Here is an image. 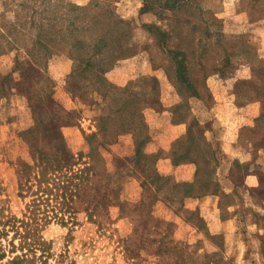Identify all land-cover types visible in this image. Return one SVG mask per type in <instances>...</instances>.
Here are the masks:
<instances>
[{
    "label": "rangeland",
    "instance_id": "rangeland-1",
    "mask_svg": "<svg viewBox=\"0 0 264 264\" xmlns=\"http://www.w3.org/2000/svg\"><path fill=\"white\" fill-rule=\"evenodd\" d=\"M241 1L239 14L218 15L200 0H0V214L22 217L25 182H36L33 156L52 163L64 139L79 161L65 184L69 210L54 195L62 188L46 181L53 189L44 195L46 212L66 222L53 219L43 228L54 254L43 264H55L63 252L62 264H264V234L245 228L248 234L230 250L198 213L199 201L217 187L218 144L205 130L219 136L223 130L201 114L213 104L206 79L240 69L241 45L264 30V0ZM239 19L252 24L227 26ZM59 43L70 48L73 72L62 87L44 92L38 82ZM155 45L173 58L163 69L178 95L170 108L175 121L187 123L168 150H147L148 127L138 110L144 99L162 106L160 86L148 94L107 76L119 59ZM250 71L236 87L241 105L264 100V61ZM106 96L115 113L95 116L96 129L72 146L65 129L81 116L72 105L104 107ZM131 141L135 147L128 149ZM165 159L174 167L193 164L192 179L165 172ZM82 162H88L84 171ZM131 178L138 181L135 200L125 190ZM161 203L172 210L168 218ZM185 222L197 229L188 237L181 236ZM193 240L200 258L191 254Z\"/></svg>",
    "mask_w": 264,
    "mask_h": 264
},
{
    "label": "crops",
    "instance_id": "crops-1",
    "mask_svg": "<svg viewBox=\"0 0 264 264\" xmlns=\"http://www.w3.org/2000/svg\"><path fill=\"white\" fill-rule=\"evenodd\" d=\"M241 4V0H200L203 9L218 15H237L241 11ZM249 24L252 23L247 19H239L227 26L242 28ZM255 40L253 43L247 38L245 44L241 45L238 51L240 61L237 63L240 69L216 72L207 77L206 84L212 94L213 104L201 110L206 122L215 120L223 130L220 136L215 130H205L207 139L213 145L218 144L215 168L217 187L199 201L198 213L208 232L212 235L221 234L230 250L242 235L248 234V231L244 233L245 228H255L264 234V195L258 191L264 192V100H251L241 105L237 102L236 92L241 78L252 76L250 69L264 61V30ZM170 61L173 62V58L160 46H149L132 56L119 59L116 66L107 73L115 84L122 85L130 81L133 89L148 94L153 92L155 85L160 86L161 107L145 99L139 103V110L148 127L150 141L147 150H168L172 142L187 130V123L175 121V112L170 108L178 101L177 93L166 83L163 72ZM72 72L70 48L65 43H59L47 61L38 86L44 92L60 88ZM106 98L104 107L97 102L84 106L72 105L81 113L80 118H76L65 129L72 146L81 144L84 134L96 129L95 116L115 113L113 103H108L109 97ZM128 146V149H133L135 143L128 142ZM163 162H168L165 172L176 173L181 179H192L195 170L193 164L184 163L174 167L168 159ZM137 182L136 178L127 181V198L136 199L134 189ZM161 206L164 207L161 216H171L172 210L162 203ZM182 225L181 236L188 237L197 230L189 223ZM191 244V254L200 258L198 241Z\"/></svg>",
    "mask_w": 264,
    "mask_h": 264
},
{
    "label": "trees",
    "instance_id": "trees-1",
    "mask_svg": "<svg viewBox=\"0 0 264 264\" xmlns=\"http://www.w3.org/2000/svg\"><path fill=\"white\" fill-rule=\"evenodd\" d=\"M173 57L175 58L174 55ZM107 116L110 115L108 114ZM137 154L136 150L135 155ZM58 155L59 157L54 159L52 163H49L48 160L43 159L40 155L33 156V166L36 167L34 176L36 182L30 183L29 179H27L28 183L27 181L25 182V197H29V199L25 203V211L22 217L9 213L0 214V260L7 256L9 257L5 264H29L38 260L43 264L47 262L50 256L54 255L52 251L53 241L47 239L43 235L42 230L53 219L60 221L63 225L66 220L64 215L58 216L57 213L49 215L46 212L47 207L44 202L47 199H45L44 195L53 194V189L49 187L50 184L46 181L51 180L57 187L62 188V193L56 192L54 195L62 198V206L66 207L65 210H69L71 206L68 202V191L65 184L69 183L73 171L79 164V161L75 162L73 159V153H71L64 139L61 140ZM135 161L137 160L135 159ZM82 163L84 164L82 169L84 171V169H87L86 165L88 162ZM77 170H80V168L77 167ZM49 173L53 174L51 178ZM10 234L12 235L10 236ZM17 237L19 238L18 243L15 242ZM18 250L21 253H17ZM63 260L64 252L58 255L55 264H62Z\"/></svg>",
    "mask_w": 264,
    "mask_h": 264
}]
</instances>
